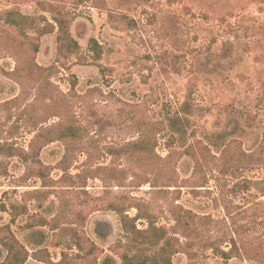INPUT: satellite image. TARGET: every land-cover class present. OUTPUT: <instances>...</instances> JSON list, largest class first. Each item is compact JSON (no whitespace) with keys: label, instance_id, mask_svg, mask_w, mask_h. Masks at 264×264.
<instances>
[{"label":"rangeland","instance_id":"1","mask_svg":"<svg viewBox=\"0 0 264 264\" xmlns=\"http://www.w3.org/2000/svg\"><path fill=\"white\" fill-rule=\"evenodd\" d=\"M10 247L264 264V0H0V264Z\"/></svg>","mask_w":264,"mask_h":264},{"label":"trees","instance_id":"2","mask_svg":"<svg viewBox=\"0 0 264 264\" xmlns=\"http://www.w3.org/2000/svg\"><path fill=\"white\" fill-rule=\"evenodd\" d=\"M7 23L14 26V27H17V28H20L22 30L25 31V29H27V25L29 24L28 23V19L27 17L23 16L22 14H19L18 12H9L8 13V18H7ZM58 22V25H59V29L62 31V33H65L64 32V27H65V24L62 20H57ZM63 37V36H62ZM66 40V46L68 49H71L73 47H77L78 44L75 40H73V38L69 35V33H67V36L65 35L63 38H60V41H64ZM100 46L95 42L94 46H92V50L96 53H101L100 52ZM98 54V55H99ZM175 124V122H173ZM124 229L126 230L127 229V225L124 221ZM134 227V226H133ZM162 237V236H161ZM161 239V238H160ZM18 243V242H17ZM3 244V243H2ZM5 245V244H3ZM13 248H9L8 249V253L11 255L10 257V260H12L13 264H23L25 262V258L20 256L19 252H13ZM2 252L0 250V256H1ZM124 259H127V258H124Z\"/></svg>","mask_w":264,"mask_h":264}]
</instances>
